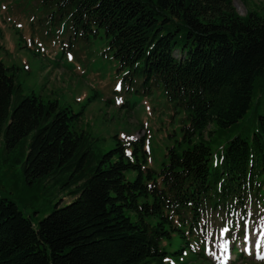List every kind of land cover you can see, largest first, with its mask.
<instances>
[{"label":"trees","instance_id":"trees-1","mask_svg":"<svg viewBox=\"0 0 264 264\" xmlns=\"http://www.w3.org/2000/svg\"><path fill=\"white\" fill-rule=\"evenodd\" d=\"M39 3L59 10L48 37L64 13L71 48L72 40L105 36L126 92L159 88L187 124L155 168L143 138L115 135L98 155L81 112L23 94L16 68L0 58V139L7 150L20 148L28 181L57 177L72 197L37 225L0 198V264H166L165 257L191 250L206 216L245 201L263 205L264 115L249 138L236 135L221 146L215 162L208 127L228 129L251 108L264 79V15L241 16L232 0Z\"/></svg>","mask_w":264,"mask_h":264},{"label":"rangeland","instance_id":"rangeland-1","mask_svg":"<svg viewBox=\"0 0 264 264\" xmlns=\"http://www.w3.org/2000/svg\"><path fill=\"white\" fill-rule=\"evenodd\" d=\"M39 1L0 0V58L16 68L23 94L32 91L46 100L54 99L60 105L70 106L75 113L81 112L83 128L97 139L93 150L98 155L113 147L115 135L123 141L129 137H143L146 139L143 148L149 150L148 165L155 168L167 147L175 146L181 140L182 127L187 124L185 113L176 111L159 88H153L150 94L145 92L143 94L146 95L142 96L132 90L131 94L125 91L117 95L113 93L121 76L116 73L117 62L111 58L110 52L104 50L107 38L102 35L90 37L87 43L74 40L71 50H68L70 37L74 36L72 27L64 30L70 26L68 15L61 14L56 28L48 37V24L59 15V10L57 7L44 9ZM232 5L241 16L247 10L264 15V0H232ZM117 100L121 102L115 105ZM130 104L133 107L130 108ZM258 115H264V79L256 84L251 108L237 124L224 130L208 127V133L213 131L208 143L212 152L211 162L218 158L231 138L236 135L249 138L256 129ZM208 138L205 136V140ZM24 159L19 147L7 150L4 140L0 139V198L13 201L23 216L37 225L55 205L64 206L72 201L67 194L71 188L61 186L63 180L57 177L28 181L23 173ZM256 209L254 202L247 201L237 211L239 217L235 220L225 211L206 216L197 233L199 243L194 244L198 250L185 251L183 256H168L166 262L221 264L224 260L226 264H264V259L227 261L224 258L231 245L238 246L244 236L245 232L237 226L242 221V213L253 237L264 230V210ZM202 249L205 258L200 256ZM174 251L175 248L170 250L171 253Z\"/></svg>","mask_w":264,"mask_h":264},{"label":"snow or ice","instance_id":"snow-or-ice-1","mask_svg":"<svg viewBox=\"0 0 264 264\" xmlns=\"http://www.w3.org/2000/svg\"><path fill=\"white\" fill-rule=\"evenodd\" d=\"M69 58L71 59V55H69ZM120 87H121V85L119 83H117V85H116L117 90H119ZM120 102H121L120 100H117V103H120ZM129 139H133V138L129 137ZM126 154L130 155V153H126ZM247 224H248L247 220L242 219L241 223L239 225H237L238 227H241L242 231L245 232V237H244L245 239H247V234H246L247 233ZM167 259H168V257H165V260H167Z\"/></svg>","mask_w":264,"mask_h":264}]
</instances>
